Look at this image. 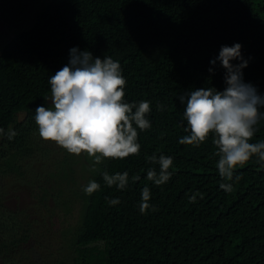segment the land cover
<instances>
[{
    "label": "trees",
    "instance_id": "trees-1",
    "mask_svg": "<svg viewBox=\"0 0 264 264\" xmlns=\"http://www.w3.org/2000/svg\"><path fill=\"white\" fill-rule=\"evenodd\" d=\"M5 4L0 5V128L5 132L11 128L17 135L12 140L0 136V264H35L40 228L47 218L54 224L56 212L48 202L53 199L67 210L75 203L73 197L62 200L61 188L49 186L44 178L28 181L26 174L34 170L23 168L32 155L45 152L35 109L50 106L44 100L50 95L48 80L69 62L72 47L119 61L126 79L124 100L149 101L151 127L138 129L139 156L105 158L95 171L91 166L84 185L95 180L100 189L91 196L82 187L75 191L81 204L77 222L62 231L61 251L52 264H264V167L253 156L237 166L232 181H222L212 134L198 147L179 143L190 133L184 131L186 104L178 98L202 87L223 90L226 70L220 61L215 65L210 61L222 45L235 43L242 45V56L248 60L242 69L244 81L264 95V0H7ZM27 7L31 21L4 35L1 23L11 9ZM158 104L163 111L157 110ZM258 141H264V119L250 142ZM153 154L173 158L171 178L160 186L147 179L148 169L159 173V165L145 159ZM61 161V165L68 162V155ZM104 171L110 175L127 171L128 186L108 187ZM133 176L140 179L133 182ZM14 178H26L23 185L32 194L37 189V202L16 208L7 204L12 182L18 185ZM222 182L232 183L233 190L225 192ZM145 186L152 207L141 214ZM193 195L195 202H189ZM112 199L119 203L110 205ZM37 261L45 264L44 259Z\"/></svg>",
    "mask_w": 264,
    "mask_h": 264
},
{
    "label": "clouds",
    "instance_id": "clouds-1",
    "mask_svg": "<svg viewBox=\"0 0 264 264\" xmlns=\"http://www.w3.org/2000/svg\"><path fill=\"white\" fill-rule=\"evenodd\" d=\"M242 45H222L219 55L210 61L215 65L220 61L226 70L225 88H198L188 91L178 98L186 104L183 119L187 121L186 133L179 139L180 144L199 146L212 134V142L219 157L216 162L222 181H232L238 165H245L251 157L264 167V141L251 143L256 125L264 119V95L257 88L243 79L242 69L248 66V60L241 53ZM69 62L55 75L50 76L48 83L50 95L44 100L50 106H38L35 109V123L38 135L43 141H53L69 154L81 156L92 161V170L104 162L105 158L124 159L130 155L139 156V131L151 127L147 118L151 112L150 102L128 103L124 100L126 79L122 75L119 61L111 56L103 59L78 47L70 50ZM233 60L240 63L233 64ZM210 73L214 71L209 68ZM157 110L163 111L162 104ZM17 133L9 128L7 132L0 128V136L12 140ZM147 162L159 165V173L148 169L147 179L160 186L168 182L172 172L173 158L163 154L146 155ZM108 187L116 186L123 190L128 186L127 171L110 175L101 173ZM239 179L238 176L235 177ZM138 181L139 176H133ZM220 188L225 192L233 190L232 183L222 182ZM100 189V184L90 180L82 186V191L91 196ZM150 189L145 186L141 190L139 211L146 214L152 207L149 204ZM201 198L202 195H201ZM107 199V198H106ZM196 196L189 198L195 202ZM119 203L118 199L109 200L110 205ZM154 210V208H153Z\"/></svg>",
    "mask_w": 264,
    "mask_h": 264
},
{
    "label": "rangeland",
    "instance_id": "rangeland-1",
    "mask_svg": "<svg viewBox=\"0 0 264 264\" xmlns=\"http://www.w3.org/2000/svg\"><path fill=\"white\" fill-rule=\"evenodd\" d=\"M6 2L7 0H0V5H6ZM30 9L31 8L28 7L27 9H11L12 12L10 16L4 18V23H1L3 29L1 32L9 36L14 27H20L25 22H30L33 17V14L29 12ZM43 143L45 152L38 151L39 153L32 155L31 158L23 162V168L30 166V168L34 170L32 174H26L28 181L36 183L39 178H44L46 180L45 183L49 186L53 184L55 189H57L58 186L61 188V194L59 195H61L62 200L73 197L75 202L70 205L71 208L69 210H67L64 205H56L53 199L48 202L52 212H56L54 224H51L49 218H47L46 225L41 226L40 235L37 239V249L39 253L38 256L33 257V261H35V264H40V262L43 264V261H37L39 258L44 259L45 264H52L54 260H57L56 258L59 256L58 252L61 251L59 250V245L63 241L62 231L70 227L68 225L77 222L78 211L81 204L76 200L78 195L75 191L78 192L81 190V187L87 181L91 173L90 168L92 165L90 159L86 158L83 154L79 157L75 154H69L65 149L58 146L53 141H43ZM64 154H66V156L68 155V162L61 165V159L64 158ZM56 159H58V161L54 164ZM49 172H51V174H49ZM27 179H12V181L18 180V185H14L15 181L12 182L11 186L13 189H11V193L8 195L6 201L10 207L16 208L37 202L36 196L34 195L37 189H35L33 191L34 194H32L30 189L23 185V182H27Z\"/></svg>",
    "mask_w": 264,
    "mask_h": 264
}]
</instances>
